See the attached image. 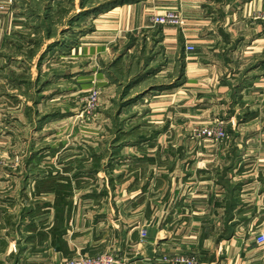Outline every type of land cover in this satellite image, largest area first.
<instances>
[{"label":"crops","instance_id":"1","mask_svg":"<svg viewBox=\"0 0 264 264\" xmlns=\"http://www.w3.org/2000/svg\"><path fill=\"white\" fill-rule=\"evenodd\" d=\"M166 11L180 28L150 25ZM124 58L137 82L111 81L102 96L103 64ZM94 85L105 118L95 129L126 112L125 141L88 139L70 120L65 103ZM211 127L226 137L196 135ZM8 143L29 150L0 169V210L13 211L0 215V264L101 253L118 264H264V0H0Z\"/></svg>","mask_w":264,"mask_h":264},{"label":"rangeland","instance_id":"2","mask_svg":"<svg viewBox=\"0 0 264 264\" xmlns=\"http://www.w3.org/2000/svg\"><path fill=\"white\" fill-rule=\"evenodd\" d=\"M150 19V18H149ZM153 27H161V26H157V25H152ZM179 28V27H176ZM140 41L139 40H136ZM152 41V40H151ZM74 40L71 41L70 46L69 47H65V52H71L70 48H73L75 46L74 44ZM67 50V51H66ZM119 60L121 59L118 58ZM118 59L112 63V64H103L104 68H105V72L107 73L106 75H108L106 77V79L108 80V85H106V81H104L103 84V91H102V96H104L105 94H108V96H111V92L109 90H106V88L109 87V84L111 81L114 82H119L121 81L126 87V89L131 88L136 82L137 80H129L130 75L133 73V70H131L127 63H128V59L124 58L123 62L120 64H117ZM74 65H72L73 67ZM142 78V76L139 75L138 79ZM129 80V81H128ZM152 81V80H151ZM90 83V82H89ZM92 84V83H90ZM127 84V85H126ZM110 88V87H109ZM100 89V88H99ZM96 92L97 93V101H96V105H89L88 101L90 98V95ZM133 99V98H132ZM130 100V99H129ZM128 98L125 97V100H123V102L121 103V107H124L128 104ZM131 101V100H130ZM129 101V102H130ZM120 104V103H119ZM62 105V103H61ZM66 105H70V120H81L84 122L83 124V128H81L82 133L86 134V136L89 137H93L95 135L99 136H118L120 138V140L125 141L126 137L128 135V132L130 131L131 128H128L126 125V120L129 118L128 114H126V112L124 114H122L121 117V123L119 125H115L113 128H103L101 129V131H99L98 129H95L94 123L97 120L100 119H105L104 116L101 117V113L99 112V108H100V94H99V90L95 89V85L91 86L90 89H88L87 93L82 94L78 97V95L76 94V96H72L70 99V104H66L65 103V108ZM61 107V106H60ZM114 107H117V102L114 103ZM119 107V105H118ZM103 115H107V113H102ZM41 117V116H40ZM39 117V119H40ZM108 117L111 118V111L108 112ZM23 121H31V120H35L37 119L36 114H34V112L32 111H28V110H23L22 112V118ZM29 130V129H28ZM90 141V140H89ZM45 144H40L39 147H46L44 146ZM122 146V145H120ZM106 145H104V151H106ZM29 150V145H23L21 146L20 144H6V148L5 151L4 149L0 148V169L1 170H6V171H13L15 168L20 166L21 160L20 157L22 155V151H26ZM43 150V149H42ZM31 192H23L24 195V199H26L27 195H30ZM7 194H11L9 192H7ZM0 215H5V216H9L12 214L11 212V208L7 207L6 209L3 210V208H1L0 210ZM6 220H9V218H7ZM0 227H2V225H0ZM261 246H264L261 245Z\"/></svg>","mask_w":264,"mask_h":264},{"label":"built area","instance_id":"3","mask_svg":"<svg viewBox=\"0 0 264 264\" xmlns=\"http://www.w3.org/2000/svg\"><path fill=\"white\" fill-rule=\"evenodd\" d=\"M150 24L157 26H172V27H181L182 19L178 13L174 11H166L160 15H152L149 19ZM188 51L192 49L187 48ZM97 93L93 92L89 98V105H96ZM197 136L223 139L226 137L225 132L220 127H211L204 128L196 133ZM144 235V232H142ZM256 243L258 245L264 244V235L259 234L256 238ZM174 264H198V258L196 256H176L172 259ZM61 264H118V261L115 257L110 254L101 253L94 256L89 255H75L74 257L63 261Z\"/></svg>","mask_w":264,"mask_h":264}]
</instances>
